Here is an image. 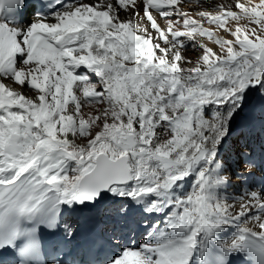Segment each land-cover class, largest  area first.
I'll return each instance as SVG.
<instances>
[{"label": "bare ground", "instance_id": "bare-ground-1", "mask_svg": "<svg viewBox=\"0 0 264 264\" xmlns=\"http://www.w3.org/2000/svg\"><path fill=\"white\" fill-rule=\"evenodd\" d=\"M51 19L50 26L59 24L66 30L80 27L86 19H98L90 24L92 34L87 35L80 51L68 53L72 64L85 66L89 76H95L96 88L91 92L98 101L56 115L50 109L42 112L53 93L39 72L35 77L40 91L22 90L21 98L0 76V106L7 109L1 118L7 124L0 133V181H12L33 165L48 174L58 153L64 152V160L74 162L71 171L61 168L53 175L71 203L67 218L74 222L70 229L76 240L73 248L82 251V234L75 226L80 220L79 204L72 196L75 182L95 164L81 180L76 198L81 201L80 190L86 196L97 194L92 201L87 199V204L80 203L94 206L107 197L108 188L106 182L94 185L86 179L97 169L99 176L104 172L120 175L117 171H121L130 179L123 155L129 153L133 181L119 187L121 198L129 203L123 215L109 212L111 221L115 227L149 225L151 232L164 224V216L145 207L151 201L160 207L163 200L155 192L166 190V216L172 230L156 248H148L153 239L145 242L138 261L137 253L127 245V225L118 231L105 226L109 220L103 218L100 208L103 235L115 252L126 251L115 264H125L124 258H130L129 264H202L208 242L234 248L246 232L264 237V170L250 168L249 187L240 174V162L250 158L245 151L264 158L260 131L264 123V48H254L259 40L251 33L264 25V0H87ZM80 59L87 61L80 64ZM242 59L249 61V67L259 68V73L252 74V69L239 73L238 66L232 68L238 75L233 70L231 76L224 72V65ZM128 75L138 86L145 80L148 83L128 90L130 82L122 79ZM160 95L166 98L165 104L160 103ZM31 107L32 116L25 110ZM130 119L133 122L127 125ZM82 122L90 128L89 133ZM31 129L35 132L24 139L22 134ZM252 139L257 140L253 149L248 144ZM35 143L43 147L38 155L32 147ZM101 152L113 158L123 156L113 160L106 153L99 155ZM254 183L259 188L253 190ZM112 192L113 201L107 205L119 201L114 195L120 191ZM115 207L118 205L111 209ZM132 242H138L137 235L132 236ZM102 259L113 264L109 256Z\"/></svg>", "mask_w": 264, "mask_h": 264}, {"label": "rangeland", "instance_id": "rangeland-1", "mask_svg": "<svg viewBox=\"0 0 264 264\" xmlns=\"http://www.w3.org/2000/svg\"><path fill=\"white\" fill-rule=\"evenodd\" d=\"M110 23H112V22H110ZM155 24L153 23L152 24V26H154ZM237 33H240L239 31H237ZM242 33H244V32H242ZM251 33L255 36V37H257V39L259 40V42H257L256 44H254L253 46H254V48H256V47H262V48H264V25L262 26V28L261 29H256V30H251ZM160 34H161V32H160ZM248 55H246V57H247ZM250 60L253 62V58H250ZM233 63L234 64H232V66H227V65H224V72H226L227 73V75L228 76H231V73H232V71L231 70H233V74L234 75H238L239 73H242L244 70H246V69H249V70H251L252 69V74H256V73H259V68H257L256 66H251L250 65V67H249V61L247 60V59H242L241 61H238V62H236V60H234L233 61ZM254 64H255V62H254ZM235 66H238L240 69H239V71H241V72H239L238 74L236 73V68L235 69H232V68H234ZM249 72V71H248ZM103 74H102V72L100 73V76H102ZM11 85V87H14L16 90H17V92H20V87L18 86V85H14V84H10ZM20 96H21V94H19ZM254 95L255 94H253V97H254ZM160 103H162V104H165V102L163 103L161 100H160ZM25 110H27V112H28V114L29 115H34L35 114V112H34V109L31 107V108H28V109H26L25 108ZM130 123L132 124V120H131V122H128L127 123V125H130ZM164 123L162 122L161 123V126L163 127L164 125H163ZM141 131L143 132L144 131V129H141ZM238 166V165H237ZM233 168V170L235 171V173H238L239 172V169L237 168V167H232ZM88 189H90L89 187H88ZM163 192V193H162ZM166 192V190H160V191H157V192H155L156 194H160L158 197H159V199H162L161 201H162V204H160L161 206L160 207H158L160 210H163V209H166L167 208V203H166V200H165V195H164V193ZM80 193H82L83 194V190H80ZM79 196H80V194H79ZM96 197H98V195L97 194H95L94 196H88V198L87 199H89L90 201H91V199L93 200V199H95ZM163 197V198H162ZM163 209H162V208ZM154 208V205H153V207H152V209ZM103 214H104V212H103ZM133 253H135V252H133ZM144 254H146V253H144ZM151 258V257H150ZM130 258H128V259H126V258H124L123 259V262H125V264H129L128 263V260H129ZM113 264H115V263H113Z\"/></svg>", "mask_w": 264, "mask_h": 264}]
</instances>
